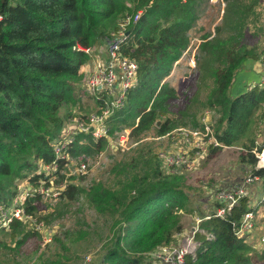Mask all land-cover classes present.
Segmentation results:
<instances>
[{"label":"trees","instance_id":"1","mask_svg":"<svg viewBox=\"0 0 264 264\" xmlns=\"http://www.w3.org/2000/svg\"><path fill=\"white\" fill-rule=\"evenodd\" d=\"M207 3L208 0H0V206L6 210L18 195L13 186L15 180L27 179L36 190L25 198L21 208L24 217L38 219L36 204L42 195L37 188L48 189L53 175L62 181L69 158L82 154L99 156L110 137L127 130L132 142L138 145L144 133L168 114V103L176 98L175 90L164 80L189 47L188 34ZM137 13H140L138 21L128 28L127 39L120 44L121 56L138 65L135 84L126 91L122 107L104 120L107 137L94 139L91 132L78 133L73 120L88 121L91 115H100L107 99L104 93L93 96L84 91V85L80 86L83 68L92 59L90 50L100 45L99 38L106 41L112 38L110 34L119 19ZM205 39L199 45L205 52L204 59H215L218 65L207 103L221 112L214 135L223 145L209 147L208 156L214 158L224 149L238 147L239 165L264 179V168L256 169L254 155V150L260 151L264 143L256 146L254 138H247L255 130L253 125L257 126L262 118L264 87L257 85L236 97L229 93L243 71L244 62L258 61L259 56L248 53L243 43ZM83 98L94 105L90 109L82 107L84 113L61 115V110L70 104H84ZM174 130L172 122L166 120L155 137H164ZM67 131L71 132L65 138ZM64 142L67 144L61 153L63 157H58L54 145ZM138 148L137 155L125 162L120 171L119 176L125 179L120 192L96 185L85 193L86 202L98 214L119 218L123 223L124 230L118 232L101 264L150 263L151 253L170 245L174 236L182 232L180 213L185 203L199 199L194 191L184 188L179 172L165 175L160 164L148 159ZM141 162L139 168L137 164ZM53 164L56 171L50 174L38 171L40 166ZM64 186L60 196L69 201L83 193L74 184ZM221 189L212 190V195L206 198ZM222 206L216 202L214 211ZM254 208L247 196L223 218L215 217L214 213L209 219L203 216L194 236L199 245L184 257V264L264 262V245L257 249V241L254 245L235 234L241 218L247 212L255 213ZM196 210L193 207L192 212ZM29 222L26 218L12 219L1 229L9 237L1 246L25 244L28 232L31 233L26 230ZM33 234L41 237L40 233ZM65 235L74 242L70 233ZM55 242L58 249L68 252L65 243L58 239Z\"/></svg>","mask_w":264,"mask_h":264},{"label":"rangeland","instance_id":"2","mask_svg":"<svg viewBox=\"0 0 264 264\" xmlns=\"http://www.w3.org/2000/svg\"><path fill=\"white\" fill-rule=\"evenodd\" d=\"M130 16L132 15L127 17ZM123 20L121 18L117 21L115 30L110 35L116 33ZM188 36L189 47L173 65L170 75L164 80L166 85L175 90L176 93V98L168 103V114L159 118L154 124L155 126L144 133L142 139L138 141V145L132 142L129 137L130 131L127 130L125 132L127 134L123 131L115 137H110L113 140V145L109 146L108 144L99 156L82 154L76 158H69L70 164L67 166L62 181L59 182V177L53 175L50 178L48 189H45L44 186L37 188V191L42 195L41 201L36 204L39 212L38 219L32 218L31 222L26 224L27 232L31 231V233L28 232L30 236L26 239L25 244L17 247L12 243L7 245L10 248H3L1 245L7 243L9 237L8 232H2L1 230L4 228L2 226L4 222L0 224V264H101L106 250L115 241L118 232L124 230L123 223L119 218L110 217L107 214H98L86 202L85 193L96 185H102L115 192H120V184L125 181L124 178L119 176L120 171L124 169L125 162L130 161L137 155L135 151L138 147V149L142 148L145 155H148V159H152L155 164H160V171H163L165 175L179 172L184 180V188L191 189L189 191H194V194L198 196V201L190 199L183 206L180 213L183 230L174 236V241L170 244L169 254L172 255V252L177 248H183L189 241L192 243L190 250L192 253L195 251V248L199 245V242L194 239L195 232L198 231V225L204 220L202 219L203 216H207L209 208L216 204L214 198L206 197L212 195L213 191L211 190L219 189L222 186L221 183L232 184L242 180L251 170L239 165L240 149L238 147L224 149L214 158L209 157L208 150H206L201 157L195 159L193 157L194 161L188 160L181 167L179 165L176 168L168 167L167 162L177 159L178 155L173 154L185 152L186 150H183L184 145L181 142L176 143V140H174L178 136L172 134L159 139L155 137L156 130L166 120L171 121L172 126L176 129H200L205 117L208 118L205 123L213 131L218 127L221 112L210 108L207 103L209 94L215 86L213 73L218 65L214 63L215 59L213 61L209 57L206 60L204 59L205 52L202 49L200 50L199 45L203 43L205 38V41L218 39L225 41L227 44L243 43L247 46L248 53L259 56V60L255 62L264 64V0H229V3L226 0H208L204 11L200 14L195 27L189 32ZM98 42L100 45L90 50L92 51L93 60L95 56L104 54L102 51L104 48L107 50L108 41L99 38ZM207 64L210 66H207ZM91 72L92 68L86 72L89 73L88 75L84 73L81 87L86 85L85 75L88 78ZM261 78L259 84H261ZM240 79V76H238L236 81ZM243 81L241 80L239 83ZM235 86L236 84L231 87L232 93L237 94V91H234ZM84 91L87 92L86 87ZM83 102L84 104L78 102V105L70 104L64 107L61 110V115L84 113L82 107L90 109L89 107L94 105L86 98H83ZM207 112L208 115H205ZM75 120H73V123ZM196 125L198 127L194 128ZM253 128L255 129L254 132H250L247 138H254L256 146L261 145L264 143V120H259L258 125H253ZM257 130L259 132L256 136ZM68 133L66 132V134ZM122 136L127 139V142L120 146L119 138ZM54 147L59 146L55 144ZM192 154V152H188L187 156L192 157ZM156 155L158 158L151 157ZM82 165L85 166L84 169H81ZM142 165L143 162L137 164L139 168ZM39 170L46 173V175L54 172L42 166L38 168ZM68 183L74 184L83 190V193L74 201H69L60 196V192L65 188L64 185ZM13 186H15L18 195L12 199L6 212L0 211L3 219L6 218V214L10 213L12 207L23 203L26 196L29 193L32 196L36 190L27 179H17ZM263 190L264 188L260 194L256 195L255 190L249 188L247 196L250 198L251 204L258 203L262 199ZM260 191L261 189L258 190V192ZM193 207L200 212L198 210L192 212ZM263 207L264 204L259 206V218L264 215ZM0 208L4 209L2 206ZM254 219L255 227L251 236L246 240L253 242L254 245L257 241L258 244L255 247L260 249L264 245V243H261L264 229L261 228L260 224L257 226L256 210ZM7 226L8 224L5 227ZM35 232L40 233L41 237L39 238L38 235L33 234ZM65 233H70L74 237V242L68 241ZM55 238L69 247L68 252L57 248L58 243L55 242ZM160 254L155 253L154 256L150 254V263L146 261L145 264H163V261L158 259ZM257 264H264V262Z\"/></svg>","mask_w":264,"mask_h":264},{"label":"built area","instance_id":"3","mask_svg":"<svg viewBox=\"0 0 264 264\" xmlns=\"http://www.w3.org/2000/svg\"><path fill=\"white\" fill-rule=\"evenodd\" d=\"M139 16L140 14H136L134 16L126 17L123 20L120 28L116 31V33H113L111 35L112 38L107 43L106 59H102L101 54H99L98 56L102 59V61H99V63L96 65V68L91 72L88 78H86V91L93 96L104 93L106 94L107 99L103 102L105 105V109L100 115H91L88 121L78 119L74 121L76 128L75 131H77L78 133L91 132L94 139L107 137V131L103 126L104 120L109 117L114 110L120 109L122 107L126 91L134 86L138 71V65L135 61L123 58L121 56L120 44L127 39L128 28L136 24ZM262 65L264 68V64ZM259 85L264 87V75L262 76L261 84ZM205 115H208V112ZM70 132L71 131H69L68 134H66L65 132V138L70 135ZM125 132L127 131H124V133ZM173 132L166 136H171L172 134H174V136H178V138L174 140H176V143L181 142L184 145L183 150L186 151L173 154L178 155L177 159H173L172 161L167 162L168 167H176L177 165L181 167L186 164L188 160H193V157L194 159L201 157L206 152V150L209 149V147H223V145L215 137L212 128L205 123V120L203 121V125L200 129L179 128L174 130ZM161 138H165V136ZM119 142L120 146H123L127 142V139L122 136L119 138ZM66 144V142L62 144L57 143L59 147H54L58 157H63L61 156V153L64 151ZM111 145H113V140L109 138V146ZM187 151L192 152L194 156H187ZM254 155L257 160L256 169L264 168V146L260 151H254ZM46 168L52 171H56V165L54 164L51 167ZM84 168L85 166L82 165L81 169ZM258 181H260V177L255 176L251 172H249L247 176L241 181H237V183L233 184L232 186L222 188L221 190L216 192V194L214 195V201L223 204V206L215 210L214 216L223 218L234 206L237 205V203L240 202L241 199L247 197L249 188H252V185ZM27 196H31V193H29ZM262 200L264 201V194ZM22 204L23 203H20V205H15L14 207H12L10 213L8 215H5V219H3V216L0 215V224L4 222V225H2L3 227L10 223L12 219L22 221L23 218H26L27 220H31L30 217H24V211L21 208ZM0 211L6 212L7 209L4 210L0 208ZM209 218V216L205 217V219ZM254 227V213L247 212L241 218L240 223L237 225V227H235L236 237H238L239 239L249 238ZM37 229H39V227H37ZM261 243H264V236L261 239ZM191 245L192 243L190 241L187 242L186 245L183 246V248L175 249L172 252V255L169 254L171 245L161 247L157 251L151 253V256H154L155 253H161L158 256V259L162 260L163 264H184V257L187 254L192 253V251L190 250Z\"/></svg>","mask_w":264,"mask_h":264},{"label":"crops","instance_id":"4","mask_svg":"<svg viewBox=\"0 0 264 264\" xmlns=\"http://www.w3.org/2000/svg\"><path fill=\"white\" fill-rule=\"evenodd\" d=\"M102 50V49H101ZM104 52V54H101V58L102 59H106V56H107V50L106 48H104V50H102ZM99 56H95L94 57V60L91 59L90 63L88 65H86L84 68H83V73L87 74L86 72L89 71L91 68H92V71L96 68V65L99 63V61L101 62L102 59H101ZM98 60V61H97ZM95 62V63H94ZM89 74V73H88ZM87 74V75H88ZM87 75H85V79L87 77ZM264 75V68H263V65L258 63V62H246L245 65H244V68H243V71L241 73H239L237 75L240 76V80H237V77L235 79V82L233 83V85L236 84L235 88H234V91H237V94L235 93H232V88L229 90V93L232 97H236L237 95L241 94V93H244L245 91L259 85V79L260 77H262ZM246 77V78H245ZM245 78V79H244ZM241 80H244L243 82L239 83ZM232 85V86H233ZM231 86V87H232ZM259 113V112H258ZM261 119L264 120V111L261 115ZM208 118H205V121H208L207 120ZM214 132V131H213ZM263 144V143H262ZM256 152V150H254ZM194 156V154H192ZM241 181V180H239ZM221 182V181H220ZM237 182V181H236ZM223 184V183H221ZM226 184V183H225ZM221 186V188H225L226 186ZM252 188L253 190H255V194L258 195L262 192V189L264 188V179L260 178V181L258 182H255L253 185H252ZM260 192H258V190H260ZM212 191V190H211ZM264 192V190H263ZM211 199L214 198V195L212 197H210ZM249 200V203L251 204V200L250 198H248ZM261 203H264V201L262 199H260L258 201V203H254L252 204V207H256L257 205L261 204ZM261 206V205H260ZM214 207L215 205H212V207L209 208V212L207 213V215L209 216L211 213H214ZM264 208V207H263ZM258 209H259V206H257L254 210H256L257 212V226L258 224H260L261 228L264 229V215L259 218V214H258ZM207 217V216H206Z\"/></svg>","mask_w":264,"mask_h":264}]
</instances>
